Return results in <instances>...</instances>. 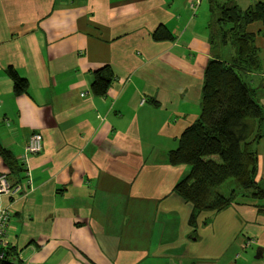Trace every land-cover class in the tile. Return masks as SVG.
<instances>
[{"label":"crops","instance_id":"0c3cea01","mask_svg":"<svg viewBox=\"0 0 264 264\" xmlns=\"http://www.w3.org/2000/svg\"><path fill=\"white\" fill-rule=\"evenodd\" d=\"M192 1L0 0V148L22 159L29 137L43 136L20 174L31 185L12 203L15 264H264V214L233 204L194 226L174 192L187 167L168 154L201 115L205 69L234 57L231 45L213 54L211 12L199 27L204 3ZM159 27L175 38L155 41ZM248 31L262 62L248 79L264 108V24ZM11 67L27 93L15 92ZM106 67L113 82L96 96L95 72ZM258 153L264 186V138ZM205 233L232 240L196 259Z\"/></svg>","mask_w":264,"mask_h":264},{"label":"trees","instance_id":"16d2710c","mask_svg":"<svg viewBox=\"0 0 264 264\" xmlns=\"http://www.w3.org/2000/svg\"><path fill=\"white\" fill-rule=\"evenodd\" d=\"M208 2L213 54L231 45L234 57L230 63L221 57L209 61L204 72L201 115L184 131L178 149L168 154L172 166L187 167L186 175L178 181L174 192L191 207L190 223L194 226L201 214L218 213L239 198L258 201L257 209L264 213V186L257 182L258 146L264 138V108L257 99V88L248 79L262 69L256 35L248 28L256 22L264 24V1H257L247 9H242L235 0ZM174 38L164 27H159L153 35L155 41ZM7 72L15 92L27 93L28 80L12 67ZM112 82L110 67L96 71L93 94L106 95ZM0 156L9 169L5 174L16 182L23 181L20 174L25 171L24 161L2 147ZM229 180L234 181L236 188H231L228 195L220 193L219 188ZM9 255L0 264H15Z\"/></svg>","mask_w":264,"mask_h":264},{"label":"rangeland","instance_id":"374dc122","mask_svg":"<svg viewBox=\"0 0 264 264\" xmlns=\"http://www.w3.org/2000/svg\"><path fill=\"white\" fill-rule=\"evenodd\" d=\"M202 1V0H201ZM201 1L200 2H196L195 0H193L191 3V8H195V10H197L198 8H199V6H200V3H201ZM260 1V0H259ZM208 2V0H203V6H202V9H201V11H200V13L198 14V18H199V27H204L205 26V23L207 22V20H208V10L210 11V7H209V3H207ZM194 3H196V4H194ZM192 11V10H191ZM196 12V11H195ZM195 12H193L192 11V13H193V16H194V14H195ZM206 14V15H205ZM257 46V45H256ZM258 48V47H257ZM259 49V48H258ZM260 51V50H259ZM251 82V81H250ZM42 135V134H41ZM28 145H26V147H27ZM26 149V148H25ZM40 153V152H39ZM38 154V153H37ZM28 160V159H27ZM26 160V161H27ZM186 173H187V171H186ZM186 175V174H185ZM8 177V176H7ZM9 178V177H8ZM14 178H9V181L11 182V186L13 185V186H16V185H21V186H25V185H23L21 182H16L15 181V179L13 180ZM25 179H27V183L29 184V185H31V180H30V178H28V176H27V178L25 177ZM235 183H234V181L233 180H229L227 183H225L223 186H221L220 188H219V192L220 193H223V194H225V195H228L229 193H230V191L232 190L231 188H236L235 187V185H234ZM26 188H28L27 186H25ZM4 198H7V201L6 200H4ZM0 201H1V203L3 204V205H5V206H8L11 202H12V200L10 199V197H2L1 199H0ZM258 201L257 202H255V201H252L251 199H246V198H239V199H237L236 200V202L234 203V205H238L239 207H238V211H240L241 209L240 208H242V206H246V207H250V208H255L257 211V213H259V211H258V209H257V205H258ZM263 206H264V203H263ZM190 207V206H189ZM209 214V213H208ZM208 214L207 213H203L202 215H201V217L199 218V222H198V224H200V222L202 221V219L204 218H206V217H208ZM240 214V213H239ZM259 214H264L263 212L262 213H259ZM204 239H205V241H202V242H200V243H198V245L196 244V248H192V249H194L195 250V255H196V259H200V258H202V257H209V256H214V255H216L217 256V252L219 251V247L221 246H223L224 244H226V245H228L229 244V242L232 240V238H231V235H228V233H226L225 234V236L224 235H222V239L221 240H219L218 239V237H217V235L216 234H213V235H208V234H203V236H202ZM212 239V241H210ZM251 242H249L248 243V246H249V244H250ZM252 243H256L255 241L253 242L252 241ZM241 249V248H240ZM242 250V249H241ZM244 250V249H243ZM11 252V249H10V251H9V253ZM238 253V255L236 256V259L239 261V259L241 260L243 257H242V253H239V252H237ZM256 252L255 251H251L250 252V255L251 256H256ZM231 259L230 258H227V262H229ZM220 261V260H219ZM232 261V260H231ZM223 262V260L222 261H220V263H222ZM233 262V261H232ZM234 263V262H233ZM153 264H156L155 262H153ZM238 264H240V262H238Z\"/></svg>","mask_w":264,"mask_h":264},{"label":"built area","instance_id":"2783aa9c","mask_svg":"<svg viewBox=\"0 0 264 264\" xmlns=\"http://www.w3.org/2000/svg\"><path fill=\"white\" fill-rule=\"evenodd\" d=\"M195 1L200 2L201 0ZM27 145L25 149L26 153L22 157L23 161H26L30 155L37 154L43 150V136L40 133L31 135ZM27 176L30 178L29 175ZM21 183L29 186L27 179ZM10 184L11 182L6 174L0 175V199L2 197H10L12 200L8 206L3 205L0 201V261H5L8 258V253L11 249L9 225L13 216L12 203L15 200H21L25 196L23 189L27 190L25 186H21L20 184L16 186H11Z\"/></svg>","mask_w":264,"mask_h":264}]
</instances>
